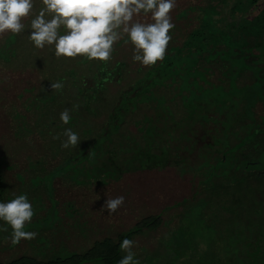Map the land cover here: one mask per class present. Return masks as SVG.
Returning <instances> with one entry per match:
<instances>
[{
  "label": "trees",
  "instance_id": "obj_1",
  "mask_svg": "<svg viewBox=\"0 0 264 264\" xmlns=\"http://www.w3.org/2000/svg\"><path fill=\"white\" fill-rule=\"evenodd\" d=\"M43 7L42 0H33L32 11L21 20L22 31L0 34V146L12 151L39 148L27 150L28 156L48 159L34 164L32 168L38 170L50 168L54 155L82 158V169L92 171V176L83 175L77 188L61 190L60 196L52 199L28 200L32 207L41 205L38 217L55 215L64 221L68 234L61 236H70L73 248H88L54 259L46 250L44 261L22 255L34 252L37 239L53 246L62 238L50 237L49 230L31 229L38 233L35 239L12 246L13 230L0 220V257L19 254L7 262L0 259V264H118L123 239L132 240L163 223L169 227L166 231L174 234L185 214L196 206L214 238L223 243V264H264L262 0L187 1L171 17L174 28L169 32L172 39L164 59L150 66L133 61L134 46L125 42L126 36L113 45L107 62L83 56L57 57L54 45L36 48L29 38L30 25ZM50 18L46 14V19ZM59 31L64 34L63 26ZM56 82L63 83L61 90L51 88ZM66 108L71 116L67 125L60 120ZM67 128L79 135L75 148L61 147ZM195 130L196 138L191 140L188 136ZM57 135L60 138L54 139ZM181 140L201 141L198 156L205 155L209 167L196 169L200 161L187 166L184 159H177L179 150L174 149ZM136 173L159 183L163 217L158 208L148 211L142 206V218L125 234L107 236L114 215L101 216L106 228L93 230L90 211H86L92 205L83 202L106 201L117 183ZM20 186L12 183L15 191ZM4 195L0 171V202L7 203ZM69 204L74 212L67 210ZM76 207H87L83 221L89 228L83 227L81 234L71 227L75 221L68 215L82 212ZM215 245L211 260L217 254ZM159 249L157 245L155 250ZM166 252L167 247L162 253ZM216 257L214 261L222 258ZM206 260L202 257L198 262L214 263Z\"/></svg>",
  "mask_w": 264,
  "mask_h": 264
},
{
  "label": "rangeland",
  "instance_id": "obj_2",
  "mask_svg": "<svg viewBox=\"0 0 264 264\" xmlns=\"http://www.w3.org/2000/svg\"><path fill=\"white\" fill-rule=\"evenodd\" d=\"M187 1L189 0H175L176 6L173 8L169 15L172 17L181 7L185 5ZM262 2L264 3V0H262ZM259 8L260 6H258V8H253L249 12V14H255L259 10ZM134 19L140 20L141 22H151L150 14L149 16H144L142 14L138 17H134ZM222 59L223 58H221V60ZM205 86L207 88L209 85L205 83ZM253 89L254 86H252V90ZM210 116L214 117L216 115L214 113H211ZM194 128L196 129V127ZM198 132H200V127H198ZM196 133L197 131L195 130V133H193V135L189 134L188 137L191 138V140H194L196 138ZM197 135L199 136V134ZM201 143L202 142L199 140L194 141V143L192 141L190 142L186 140L177 142V147L176 149H174V151H176L177 149L179 150L175 153L177 159H184L187 163L185 165L187 166L196 165L200 161L199 167L196 169H205L206 167H209L208 159L204 158L205 155L199 154L198 156V153H200V150L198 151V148L201 147ZM190 144L192 145L191 147ZM184 147L188 148L187 151L182 150V148ZM32 149L39 148H17L12 151L11 149H9V147L0 146V171L3 174V182L5 187L4 198L8 201L22 194H26L27 197H34L35 199H39L45 196L52 199L54 197L60 196L59 192L61 190H71L72 188H77L79 186V183L81 182V177L83 175L87 176V178L92 176L90 175L92 171L87 172L86 170L82 169V158L77 154L70 158L60 156L56 157L54 155L50 157L51 161L53 162L50 168H48V166H44L45 168L40 170L32 168L34 167V164H41V161L48 160L44 156H28L29 153H27V150ZM124 158H126V156H124ZM54 162H56V164H54ZM21 165L24 167L21 168ZM17 166H19V169L17 168ZM37 170L38 172H35V174L33 173L34 175H31L32 172ZM151 179L152 181L148 176H141L140 174L136 173L130 176H126L114 186V188H116V190L118 191L116 193V190L114 191V189H112L114 191L113 196H110L108 198L123 196L125 199L124 204L119 208V214L116 213L109 223L110 228L108 232L110 234L107 235L108 237H114L113 235L115 234H125L133 229L136 221L141 219L143 216L144 211L141 210L142 206V209L147 208L148 211H153L158 208V214L163 217L162 206H159V204L161 203L159 200H161V198L163 197V192L162 189L158 186L159 183L156 184L155 182H153V178ZM15 182H18L21 185L18 191H15L12 187V183ZM40 209L41 205L38 207H33V220L25 224L26 226L24 230L29 231L31 229H45L44 231H50V237H58L62 239H58L56 244H54L53 246L52 242H44L43 239H37L38 245L33 247L34 252L31 254L25 252L22 255H33L39 257V260H43L45 252L47 250L51 252L52 256L50 257V259H54L56 257L64 258L72 253H83L88 248H73L74 243L72 242V240H70V236H67V238L61 236L63 234H68L67 230H65L64 227V221H59L51 216L43 218L38 217L39 215H41ZM67 222L69 224V222L71 221ZM72 223L73 221L71 222V225H74ZM167 228L169 227H166L163 223L154 231L147 230L143 234L133 237L132 241H134V245L132 251L135 253V259L139 261V264H201L198 262V260L202 257H207V262H213L216 256H223V243L218 242L217 239L214 238L215 234L213 230L206 225L205 217L201 218L200 207L196 206L187 214H185L183 222L179 224L174 234L172 233V230H170L168 233L166 231ZM77 232L78 234H81L80 230ZM74 238L77 240L82 237ZM3 239L4 241L6 240L5 237H3L2 240ZM42 242L44 245L39 246V244H41ZM213 244H216L215 246L218 250L217 254L214 256V259L211 260ZM157 245L160 248L158 251L155 250ZM166 247L169 253L166 252L163 254L162 252ZM8 249L12 248L9 247ZM11 253V256L2 258L0 257V259L7 262L19 256L17 252ZM120 254L121 257L126 255V253L122 250L120 251ZM88 264L102 263L100 261H93L92 263ZM212 264H223V257L220 258V261L216 260Z\"/></svg>",
  "mask_w": 264,
  "mask_h": 264
},
{
  "label": "clouds",
  "instance_id": "obj_3",
  "mask_svg": "<svg viewBox=\"0 0 264 264\" xmlns=\"http://www.w3.org/2000/svg\"><path fill=\"white\" fill-rule=\"evenodd\" d=\"M42 3L44 7L31 21L33 31L29 38L39 49L54 45L57 57L83 56L90 61L107 62L112 57L113 45L126 36L125 42L134 46L133 61L150 66L164 59L172 39L169 32L174 24L169 14L176 6L175 0H42ZM32 9L33 0H0V34L6 31L19 34L24 28L22 18L29 16ZM46 14L51 18L46 19ZM142 14H150L151 22L134 19ZM62 26L64 34L59 31ZM51 88L61 90L63 83H52ZM60 120L65 125L69 123V109L61 112ZM63 135L66 139L61 144L62 148L78 146L79 135L71 128L65 129ZM124 199L123 196L108 198L104 208L109 214L115 213L124 204ZM33 215V207L26 194L7 203L0 202V220L13 230L12 245L36 238L38 233L24 230ZM133 245L134 241L127 238L120 242V249L126 255L118 264H139L132 251Z\"/></svg>",
  "mask_w": 264,
  "mask_h": 264
},
{
  "label": "crops",
  "instance_id": "obj_4",
  "mask_svg": "<svg viewBox=\"0 0 264 264\" xmlns=\"http://www.w3.org/2000/svg\"><path fill=\"white\" fill-rule=\"evenodd\" d=\"M77 201H81V199L80 200H77ZM83 203H85L87 205L91 204L92 207L90 209H86L87 207H85L83 209H81L79 207L74 208L76 210H82L81 213H79V211H77L76 213H73L74 211H73V207L71 206V204H69L68 205L69 207L67 208V210H71L72 209V211H73V212H68L69 213L68 215L71 218L74 217V221L76 223H72L74 225H71V227L74 226L75 227V231L83 230L84 228H86V229L89 228V225H85V223L83 221V219L85 218V216L83 215V212H84L85 209H86L87 212L90 211V212H88V215L91 216L90 217L91 220L89 218L88 219H89L90 222H92V229L93 230H96V232H100L98 230H100L101 228L102 229L103 228L104 229L106 228L105 225L101 224V216L102 217H104V215H114L115 216L116 213L117 214L119 213V210H117L115 213L109 214L108 210L103 207L104 204H105V201L97 200V198L96 199H92L91 202L90 201H87V202H83ZM43 217H47V216H43ZM51 217H53L54 219H56V216L55 215H51ZM67 221H69V220H67Z\"/></svg>",
  "mask_w": 264,
  "mask_h": 264
}]
</instances>
